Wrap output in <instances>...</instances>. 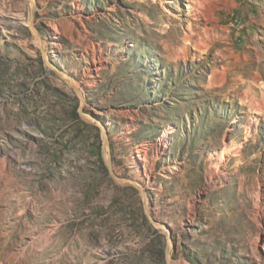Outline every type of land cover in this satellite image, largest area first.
<instances>
[{
  "label": "rangeland",
  "instance_id": "374dc122",
  "mask_svg": "<svg viewBox=\"0 0 264 264\" xmlns=\"http://www.w3.org/2000/svg\"><path fill=\"white\" fill-rule=\"evenodd\" d=\"M31 1L0 0V264H264V0Z\"/></svg>",
  "mask_w": 264,
  "mask_h": 264
},
{
  "label": "bare ground",
  "instance_id": "6f19581e",
  "mask_svg": "<svg viewBox=\"0 0 264 264\" xmlns=\"http://www.w3.org/2000/svg\"><path fill=\"white\" fill-rule=\"evenodd\" d=\"M30 3H31V5L33 4L32 3V1L31 0H28ZM174 27V25H172V28ZM105 139H106V145H107V138L105 137ZM107 152V151H106ZM224 156V154L222 153V155H221V157H223ZM169 248H170V246H169Z\"/></svg>",
  "mask_w": 264,
  "mask_h": 264
}]
</instances>
